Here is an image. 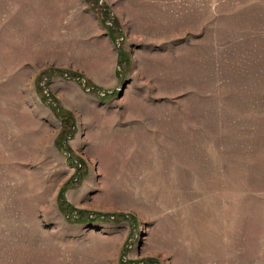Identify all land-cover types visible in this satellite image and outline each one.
<instances>
[{
  "label": "rangeland",
  "instance_id": "obj_1",
  "mask_svg": "<svg viewBox=\"0 0 264 264\" xmlns=\"http://www.w3.org/2000/svg\"><path fill=\"white\" fill-rule=\"evenodd\" d=\"M0 264H264V0H0Z\"/></svg>",
  "mask_w": 264,
  "mask_h": 264
},
{
  "label": "trees",
  "instance_id": "obj_2",
  "mask_svg": "<svg viewBox=\"0 0 264 264\" xmlns=\"http://www.w3.org/2000/svg\"><path fill=\"white\" fill-rule=\"evenodd\" d=\"M66 208L67 209H70L71 207L70 206H67ZM78 215H81V219H84L87 216V214L84 213V212H82V211H79L78 212ZM93 219L94 220H99V219H101V220H103V219L107 220L108 219V216L104 217V215H96ZM86 220L88 221L89 219H86Z\"/></svg>",
  "mask_w": 264,
  "mask_h": 264
}]
</instances>
